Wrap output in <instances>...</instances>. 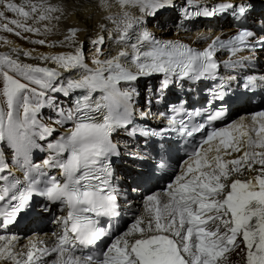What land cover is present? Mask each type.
I'll use <instances>...</instances> for the list:
<instances>
[{
    "label": "snow or ice",
    "instance_id": "6c2138e0",
    "mask_svg": "<svg viewBox=\"0 0 264 264\" xmlns=\"http://www.w3.org/2000/svg\"><path fill=\"white\" fill-rule=\"evenodd\" d=\"M168 2L119 0L122 8L139 7L146 16L154 15ZM249 7L220 3L192 15L212 16L229 9L243 15ZM57 11L60 9L45 0H24L21 4L0 0V31L23 39H29L24 33L44 35L51 29L39 25L59 19L52 15ZM123 16V28H118L115 36L120 45L115 54L100 59L105 36L101 34L91 40L95 48L94 68L86 62L84 42L78 40L76 28H70L64 39L55 43L46 39L30 41L49 47L58 43L72 51L37 57L23 51L25 57L55 67L23 63L19 60L22 50L15 48L11 51L17 54L16 58L0 54L3 78L0 143L6 142L13 150L16 166L27 169L24 179L28 182L22 188L19 180L7 183L8 175L2 174L11 175V170L0 152V181L5 182L0 187V226L16 222L18 214L29 206L33 194L67 209V215L57 220L62 228L59 234H53L55 241L51 247L37 239L29 241L26 252L16 251L18 238L0 235V264H217L218 258L241 243L245 247L246 264H264V111L251 117L252 127L234 136L228 129L235 128V124L210 131H205L204 124L189 128L183 119L177 120L179 111L173 109L177 115L168 119V128L162 132L175 131L189 137L197 132L204 134L188 154L179 174L162 191L143 198L146 215L135 218L131 227L116 236L105 251L95 255L77 254L78 245L91 246L109 235L94 217L119 215V193L111 183L110 161L119 152L112 134L132 124L133 100L139 95L135 83L142 77L163 74L162 89H166L169 78L174 76L192 80L215 78L219 68L216 50L226 48L235 54L247 48L254 37L252 31L245 30L227 41L217 38L208 47L197 50L180 42H161L143 30L136 35L135 42H130L129 30L135 18L126 11ZM141 21L142 17L135 20ZM259 43L264 44V39ZM63 72L76 74L61 82ZM255 84L256 77H249L244 86L254 87ZM77 91L81 95L74 106L66 112L60 110V119L55 121L61 126L72 122L73 127L47 145L53 153L51 157L42 165H33L30 157L32 150L39 147L37 139L45 140L55 132L54 127L38 118L41 108L52 99L48 94L59 92L67 97ZM97 92L102 93L99 98L94 97ZM218 98L223 99V96ZM143 115L146 117L148 112ZM194 115L201 113L197 111ZM223 116L221 109L209 115L208 121ZM257 118H260L258 125ZM137 131L144 136L162 134L136 128L131 129V134ZM214 139H218L215 145L210 143ZM241 152L236 158L226 159ZM193 159L194 163L190 162ZM42 167L58 168L62 179L52 176L43 188H38L29 172L40 171ZM159 167L163 169L166 165L162 162ZM245 173L255 175L241 179ZM43 210L49 209L45 206ZM49 256L54 258L48 261L45 258Z\"/></svg>",
    "mask_w": 264,
    "mask_h": 264
},
{
    "label": "bare ground",
    "instance_id": "6f19581e",
    "mask_svg": "<svg viewBox=\"0 0 264 264\" xmlns=\"http://www.w3.org/2000/svg\"><path fill=\"white\" fill-rule=\"evenodd\" d=\"M211 0H169L168 5L160 8L156 11L154 15L146 16L142 14L139 10V7L129 6L126 8H122L119 0H45L48 5H51L55 8L60 9V11L52 13L53 17H59V19H52L49 21L42 22L39 25L41 28L44 25H47L51 31L44 35H33L31 33H24V36L29 37V39H23L21 37H17L12 33H8L6 31H0V54H11L13 58H16V53L12 52L13 48L22 50L19 54V60L23 63H30L34 65L40 66H48L55 67L54 64L47 63L45 64L39 59H32L25 57L23 55V51L30 52L33 57L40 56L42 54L46 55H54L62 52L72 51L69 47H61L58 43L55 47H49L48 45H39L33 44L30 41L36 39H46L49 43H55L64 39V36L67 34L70 28L78 29V40L84 42L86 62L89 67L94 68L95 64L92 63L95 48L91 44V40L95 39L98 35L103 34L105 36V44L103 46V53L99 57L103 59L105 56H108L110 53L115 54L118 45L115 36L118 35V28H123V20H124V12H128L130 17L135 18V20H139L142 17V21L137 23L135 20L133 21V27L129 30L130 42H135V37L141 31L147 30L156 40L161 42L166 41H181L184 43H188L193 47H198L200 44L206 46L209 44V41L213 39L215 34L221 33L222 31L227 30L223 24L218 23H188L183 31L181 26H178L177 23L180 20L178 14L183 17V14L188 12L191 3H198L199 5H207ZM229 1V0H228ZM236 4L242 5L251 2L252 0H231ZM15 3L21 4L24 0H14ZM222 2V1H220ZM173 8V11L170 12L168 10L169 7ZM176 11V12H175ZM163 14V15H160ZM157 15H160L158 18ZM184 18V17H183ZM185 19V18H184ZM152 20L155 21V26H162V24L168 23V25H173V30L178 32H173L172 29L161 31L159 28H153L151 26ZM31 23V21H29ZM161 28V27H160ZM194 30L193 32H191ZM229 33H232L233 30H229ZM2 34V35H1ZM251 56V55H249ZM245 56H243L244 58ZM63 71V70H61ZM74 72H63L61 77V82L65 81L68 78H71L75 75ZM261 77H264V74H261ZM148 81H144V78H140L136 83L135 87L137 88L139 95L134 97L133 100V108H135L139 103L142 102L143 95L152 90L153 85L159 84L157 81V77H149ZM148 85H152L148 88ZM122 87H127L126 85H122ZM79 92V91H78ZM75 93V92H73ZM80 93V92H79ZM100 93V92H99ZM98 92L94 94L95 98H99L100 94ZM50 95H56L66 100L67 104H69L70 109L74 106L75 100L73 97L70 99V96H64L63 93H49ZM81 94V93H80ZM38 118L43 120L48 118L43 113H39ZM42 123L48 125L52 122V120H43ZM253 121L249 118L248 114L243 113L239 116L234 117L233 124L236 125L233 128L235 131L240 132L241 130L247 131L249 127L253 126ZM73 124H65L63 130L58 131L55 134L47 137L45 140L37 141L40 144L54 143L59 137L64 134L67 130L71 129ZM56 130V128H55ZM116 132V131H114ZM245 138V137H243ZM114 141L121 142V138L119 136L114 138ZM8 146L7 143L3 146H0V152L3 153L5 159V153L7 152ZM9 147V146H8ZM239 155V154H238ZM236 155V156H238ZM236 158V157H233ZM32 159V157H30ZM226 159H228L226 157ZM15 161V160H14ZM255 173H245L243 177L248 178ZM142 184V180H141ZM228 257V256H226Z\"/></svg>",
    "mask_w": 264,
    "mask_h": 264
},
{
    "label": "rangeland",
    "instance_id": "374dc122",
    "mask_svg": "<svg viewBox=\"0 0 264 264\" xmlns=\"http://www.w3.org/2000/svg\"><path fill=\"white\" fill-rule=\"evenodd\" d=\"M10 17V16H9ZM154 23H155V21L154 20H152V22H151V24H153V25H151V26H154L153 28H159L160 30H166L167 28H169V26H171V25H168V23H166V24H162V26H160V27H158V26H155L154 25ZM168 30V29H167ZM166 30V31H167ZM194 30H192L191 32H193ZM2 35V34H1ZM0 81H1V85H0V88H1V90H2V87H3V78H2V76H0ZM57 100H60V102L63 104V105H65V106H67L68 104H67V102H66V100H64V99H60L59 97H58V99ZM6 107V106H5ZM58 111H55V112H53V111H51L50 109H48L46 106H44V107H42L41 108V110H40V114L41 113H43L45 116H47L48 118L47 119H49V120H53V121H57L58 119H60V117H59V111L61 110L60 108H58L57 109ZM34 149H37V148H34ZM33 149V150H34ZM244 252V248H243V246H241V248H239L238 249V251H237V253L236 254H234V258H232L231 259V262L233 263V262H235V263H238V262H240V264H245V256H246V253H243ZM242 253V254H241Z\"/></svg>",
    "mask_w": 264,
    "mask_h": 264
}]
</instances>
